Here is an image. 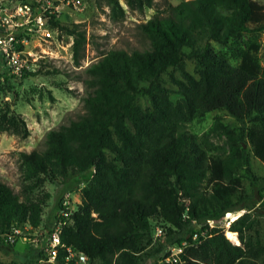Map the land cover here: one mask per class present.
Returning a JSON list of instances; mask_svg holds the SVG:
<instances>
[{"label": "trees", "instance_id": "16d2710c", "mask_svg": "<svg viewBox=\"0 0 264 264\" xmlns=\"http://www.w3.org/2000/svg\"><path fill=\"white\" fill-rule=\"evenodd\" d=\"M126 2L141 11L155 5V0ZM108 4L115 16H125L120 0ZM55 15L50 27L73 36L74 62L81 65L87 29L62 24ZM139 29L147 46L110 49L85 67L84 112L50 128L43 148L20 151L26 178L44 176L70 189L87 182L77 208H68L61 239L86 253L91 264H155L169 255L170 245L184 241L180 257L186 264H264V207L258 205L264 175L253 170L243 143L264 161V66L256 39L264 31V2H168ZM212 41L229 46L232 54L216 50ZM185 56L196 60L199 77L186 69ZM171 67L182 76L172 75L179 87L176 100L163 77ZM139 95L151 106L143 108ZM218 109L242 125L230 134L229 150L213 153L207 135L187 125ZM2 118L0 131L7 128ZM41 201L21 198L0 180V250L14 249L17 241L6 240L13 227L41 226ZM227 211L241 212L229 229ZM158 226L163 233L156 236ZM66 252L61 248L52 264H74L65 260ZM32 253L0 264H33V256L38 264L45 256L38 248Z\"/></svg>", "mask_w": 264, "mask_h": 264}, {"label": "rangeland", "instance_id": "374dc122", "mask_svg": "<svg viewBox=\"0 0 264 264\" xmlns=\"http://www.w3.org/2000/svg\"><path fill=\"white\" fill-rule=\"evenodd\" d=\"M180 1L155 0L154 7H145L141 11L129 7L126 0H120L125 9V16H115L108 0H87L83 9L64 7L57 12L55 19L69 26L73 23H82L87 29L88 43L81 65H75L74 62L73 36L58 27H53L51 38L38 35L27 46L37 58L35 70L41 68V72L31 74L23 81L14 82L12 87L9 84L0 85V114L3 115L4 126L7 127L0 131V180L9 184L21 198L42 200V222L37 230L44 231L52 227L54 216L61 208V204L67 205L70 209L77 208L82 199V189L87 182L81 181L79 187L70 189L67 185L53 183L44 176L26 178L20 151H30L35 147L43 148L45 134L50 128L69 123L84 112L82 95L85 93V86L82 79L86 77L85 67L97 61L110 49L132 50L147 46L148 39L140 31L139 23L150 18L157 11V7L164 9L168 2L177 4ZM256 39L260 42L259 54L261 64L264 66V31L258 34ZM212 45L218 51L232 54L229 46L220 45L215 41H212ZM232 59L234 62L238 61L236 58ZM185 64L188 71L199 77L194 58L185 56ZM173 74L177 78H182L180 71L173 67L169 68L163 77L167 87L172 90L171 97L176 100L180 94ZM137 101L143 108L151 106L149 98L144 95H139ZM241 125L227 110L218 109L190 121L187 126L202 137L207 135L213 153H220L229 150L230 134L239 133ZM26 131H29V134L24 136ZM243 143L251 153L253 170L259 175H264V161L252 154L249 142ZM242 179L248 187L249 179L245 176ZM258 205L264 207V197ZM239 214L241 212H233L231 217L226 215L225 226L229 227L230 222ZM35 232L36 229L23 230L13 250L2 248L0 263L21 262L33 255L32 249L34 250L35 246L31 245L27 238ZM30 260L32 261L30 263L34 264L36 257L33 256Z\"/></svg>", "mask_w": 264, "mask_h": 264}, {"label": "built area", "instance_id": "2783aa9c", "mask_svg": "<svg viewBox=\"0 0 264 264\" xmlns=\"http://www.w3.org/2000/svg\"><path fill=\"white\" fill-rule=\"evenodd\" d=\"M87 0H32L28 2H15L14 0H0V82L21 81L29 71L35 70L37 58L27 48L35 36L42 35L44 38H51L53 30L50 27L51 15L57 14L64 7H75L83 9ZM31 76V74L29 75ZM63 205L54 216L51 228L37 230L27 224L23 227H15L6 234V240L14 243L23 233L36 229V232L29 235L27 241L40 249L45 256L39 258L38 264H52L57 261L61 248H66L65 260L74 264H91L89 256L71 246H66L61 239L63 227L70 219V210ZM163 233L158 227L156 236ZM24 237V236H22ZM196 237V235H194ZM41 238V239H40ZM170 245L169 255L155 264H173L181 262L180 253L184 245Z\"/></svg>", "mask_w": 264, "mask_h": 264}, {"label": "water", "instance_id": "95a60500", "mask_svg": "<svg viewBox=\"0 0 264 264\" xmlns=\"http://www.w3.org/2000/svg\"><path fill=\"white\" fill-rule=\"evenodd\" d=\"M232 214H233L232 211H227V213H226V215L229 216V217H231ZM226 229H229V228L227 227ZM226 229H225V232H226Z\"/></svg>", "mask_w": 264, "mask_h": 264}]
</instances>
